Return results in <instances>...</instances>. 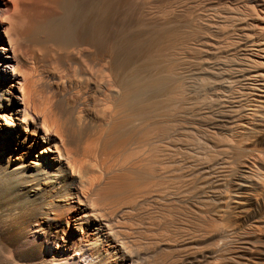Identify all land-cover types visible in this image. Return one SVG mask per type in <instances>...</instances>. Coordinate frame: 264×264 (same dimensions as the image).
<instances>
[{"label": "bare ground", "instance_id": "1", "mask_svg": "<svg viewBox=\"0 0 264 264\" xmlns=\"http://www.w3.org/2000/svg\"><path fill=\"white\" fill-rule=\"evenodd\" d=\"M109 1L0 0V264H264V0Z\"/></svg>", "mask_w": 264, "mask_h": 264}, {"label": "rangeland", "instance_id": "2", "mask_svg": "<svg viewBox=\"0 0 264 264\" xmlns=\"http://www.w3.org/2000/svg\"><path fill=\"white\" fill-rule=\"evenodd\" d=\"M108 1H109V0H108ZM111 1H112V0H110L109 2H111ZM148 1H153V0H148ZM160 1H161V0H159V1H158V0H157V1H156V0L153 1V2H154L153 4H156L157 6L152 5L153 7H152V6H151V7H152L153 9H156V10H157V8L159 7V10H157V11H162L161 8L165 9V8H164L165 6H163V5H164V4L166 5V3L163 2L164 0H162V2H160ZM166 1H167V0H166ZM157 2H158V3H157ZM111 3H112V2H111ZM111 3H110V4H111ZM116 3H117V4H116ZM150 3H151V2H150ZM163 3H164V4H163ZM108 4H109V3H108ZM110 4H109V5H110ZM113 4H114L115 6H113ZM160 4H161V5H160ZM117 5H118L117 0H115V2H114V0H113V3L110 5V8L108 7L109 10H106V12L104 13L105 15H107V16H105V19L108 18V19H106V21H108V24H109V26L106 25V26H108L107 31H114V29H115L116 32H118V31H119V32H120V31L123 32V30L127 32V30L129 31L130 28H129V29L127 28V25H125L126 23H125V24H122L123 22H120V23H119V21H118V19H117V18H118L117 15H119V14H118V13H119V12H118V11H119V9H118L119 5H118V6H117ZM111 6H112V7H111ZM122 6H123V5H122ZM122 6H121V7H122ZM154 6L157 7V8H155ZM161 6H162V7H161ZM115 7H116V8H115ZM140 7H141V6H139V8H140ZM160 7H161V8H160ZM152 8H151V9H152ZM115 9H116V10L118 9V10L115 11ZM149 9H150V8H149ZM121 10H122V9H121ZM107 11H109V12H110V11H111V12L113 11L114 13H115V12H118V13H116V16H113V15H115L114 13H111V12H110V13L112 14V15H111L109 12L107 13ZM108 14H110V15H108ZM109 16H110V17H109ZM111 16H113V17H111ZM114 17H115V18H114ZM110 19H111V20H110ZM115 19H116V20H115ZM109 20H110L112 23L109 22ZM114 20H115V21H114ZM106 21H105V22H106ZM117 21H118V22H117ZM106 23H107V22H106ZM116 23H117V24H116ZM111 24H112V25H111ZM115 24H116V25H115ZM120 24L122 25L123 28H124V26H125L127 29H125V28L123 29V28H122L123 30H121V28L119 27V26H121ZM118 25H119V26H118ZM113 26H114V27H113ZM110 27H111V28L113 27V29H110ZM115 27H117L118 29L115 28ZM119 28H120V30H119ZM120 33H121V32H120ZM126 34H127V33H126ZM129 34H131V33L129 32ZM257 213H258V212H257ZM258 215H260V213H258Z\"/></svg>", "mask_w": 264, "mask_h": 264}]
</instances>
